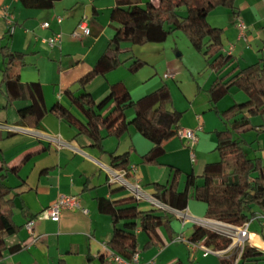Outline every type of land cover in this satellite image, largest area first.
<instances>
[{
    "label": "crops",
    "instance_id": "obj_1",
    "mask_svg": "<svg viewBox=\"0 0 264 264\" xmlns=\"http://www.w3.org/2000/svg\"><path fill=\"white\" fill-rule=\"evenodd\" d=\"M138 1L140 4L146 2ZM115 2L58 0L51 8L36 9L24 7L19 0H0V45L26 54V63L19 68V73L30 89L39 117V125H18L17 109L30 101L18 100L8 104L6 96L0 92V122L24 129L14 133L0 130V167L19 166L17 173L11 174L7 182L13 187L15 195L14 220L22 226L17 233L5 239L7 248L14 245H20V248L13 252L7 250L0 264H119L109 247L114 232L112 217L98 207L99 198L118 201L130 192L110 184L107 168L113 167L111 153L119 155L128 152V175L146 193L154 194L155 183L170 186L174 181L177 190L183 191L188 174L197 175L198 183H201L200 176L205 165L218 160L217 131L230 128L222 112L249 98L246 92L231 87L221 99L213 102L209 90L213 82L227 74L233 66L242 68L255 63L264 51V0H236L237 14L221 6L208 14V22L223 29L224 49H231L234 58L232 65L221 72L210 68L213 72L205 79L202 76L205 67H191L190 63H187L188 66L176 57H167L163 55L162 48L163 77L151 80L157 72L145 67L137 73L127 70L120 75L123 79L118 80L117 70L112 69L86 84L85 89L97 103L109 94L110 86L118 81H123L134 99L167 84L172 96L168 108L182 112L180 129L202 125V129L197 130L199 141L194 147L195 161H192L185 139L178 133L163 142L164 153L154 164L143 162L142 156L151 149L152 143L132 124L120 136L107 134L100 147L85 134H78L74 126L50 109L56 102H62L84 118L64 91L67 88L75 90L77 80L93 69L106 50L116 27L110 19ZM8 15L12 23L8 22ZM58 16L62 18L60 22ZM85 17L89 20L91 33L73 38L72 32ZM238 19L247 25L246 40L238 38ZM45 21L50 23L47 28L41 26ZM56 33H61V43L51 47L46 39ZM153 43L158 42L147 44ZM133 45L124 49L132 53L130 56H138L145 62L154 58L151 49L159 48L155 45L148 48ZM138 51L141 53H136ZM3 67L4 59L0 53V86ZM187 70L193 77L194 89L189 91L182 83L178 86L169 83V79L176 82L178 78L182 80L181 75ZM194 72L198 75L195 76ZM166 73H171V76L165 77ZM133 113L128 109L126 116L130 119ZM250 116L254 127L242 128L237 134L244 139L242 145L248 156L260 157L264 163V115ZM27 155H30L29 158L24 160ZM61 194L78 195L83 209L64 210L60 219L53 221L47 208ZM138 205L143 210L151 207L147 198L139 199ZM185 210L195 216L206 217V204L193 197ZM254 211V215L264 214L258 207H254ZM29 220L34 221L35 234L42 236L35 243L25 227ZM193 231L192 223L183 224L175 215L169 227L157 229V236L138 231L137 264H190L191 261L197 264H264V219L255 218L249 226V246L261 252L255 260L240 259L235 262L226 255L204 256L202 249L193 251L187 242L178 239L191 240ZM151 239L154 243L146 246Z\"/></svg>",
    "mask_w": 264,
    "mask_h": 264
},
{
    "label": "trees",
    "instance_id": "obj_2",
    "mask_svg": "<svg viewBox=\"0 0 264 264\" xmlns=\"http://www.w3.org/2000/svg\"><path fill=\"white\" fill-rule=\"evenodd\" d=\"M19 1L24 7L48 9L58 0ZM218 6L226 7L234 14L238 13L236 0H149L145 4H140L138 0H116L110 19L117 25L106 50L93 69L77 80L75 90L67 88L64 91L84 118L62 102H56L50 111L74 126L78 134L88 136L99 147L107 134L120 136L133 124L152 143L151 149L142 156L143 162L158 163V158L164 153L163 142L178 132L182 117V112L168 108L172 100L168 85L163 84L134 99L123 81H118L110 86L109 94L97 103L85 89L86 84L120 65L122 41L128 40L137 45L163 42L177 29L186 33L193 48L203 55L209 68L221 72L232 65L234 58L232 52L224 49L223 29L211 25L207 19L210 11ZM182 7L186 10L185 15L180 13ZM165 23L169 24L168 28ZM0 53L4 59L0 92L6 96L8 104L18 100L30 101L17 109L20 118L18 125H39L36 104L19 73V68L26 63V54L14 51L7 45H0ZM130 59V72H136L146 63L135 56ZM231 87L246 92L249 98L222 112L230 128L217 131L216 150L220 159L205 165L200 176L201 183H198L197 175L190 173L183 191L177 190L175 181L170 186L155 183L153 195L180 210L186 209L188 201L193 197L206 204V217L241 225L255 214L254 207L264 211V163L260 157L248 156L242 145L244 139L237 134L242 128L254 127L250 123V115H264V51L255 63L242 68L233 66L227 74L218 77L209 90L213 102L221 99ZM129 108L134 111L130 119L126 116ZM111 165L128 171V152L119 155L112 152ZM18 169L19 166L0 167V259L7 250L13 252L20 248V245L7 248L5 241L6 237L17 233L22 227L14 220L15 195L13 187L7 182L8 177L17 173ZM110 184L124 188L116 183ZM138 202L130 192L118 201L99 198L98 202L99 209L111 215L114 223L109 247L125 259H131L138 249V231L157 236V229L161 226L169 227L173 217L170 212L152 204L149 209L143 210ZM193 226L194 231L190 237L193 241L204 240L214 249H224L231 243V239L225 235L201 225ZM152 243L153 239L146 246ZM260 255L261 252L254 246L247 245L241 260H255ZM190 264L197 263L191 261Z\"/></svg>",
    "mask_w": 264,
    "mask_h": 264
},
{
    "label": "built area",
    "instance_id": "obj_3",
    "mask_svg": "<svg viewBox=\"0 0 264 264\" xmlns=\"http://www.w3.org/2000/svg\"><path fill=\"white\" fill-rule=\"evenodd\" d=\"M7 14V12H5ZM9 23H12L11 17L8 15L7 18ZM57 20L60 22L62 18L60 16L57 17ZM42 27L47 28L50 26V23L45 21L41 24ZM237 26L239 29L238 38L247 39V25L242 19H238ZM91 33V28L89 25L88 18H83L80 20L76 29L72 32L71 36L73 38H82L83 36L89 35ZM62 40L61 33H56L52 37L47 38V43L54 47L59 45ZM231 52V49H230ZM171 76V73H166L165 77ZM202 129V125L200 124L197 128H181L178 130V135L185 139V142L190 149V155L192 161L196 160L194 147L199 141V137L197 134V130ZM0 130H5L9 132H21L24 131L23 127L18 125H11L8 123L0 122ZM107 172L109 175L110 183H116L130 191L132 195H134L138 200L142 198H147L150 203L162 210L170 212L171 214L180 218L183 224L192 223L196 225H201L206 228H209L217 233L225 235L226 237L231 239V243L228 247L224 249H214L213 247L207 245L204 240H187L186 238L180 237L178 238L181 241H185L188 243L191 250L195 251L198 249H202L204 252V256L208 254H216L219 256H229L232 257L235 262L241 259L244 249L247 245L250 244V231L249 226L253 219H264V214H258L251 216L247 221H245L241 225H234L228 222H224L217 219H212L208 217H198L191 214L189 211L176 209L158 198L154 195H150L144 191L141 185L138 182H134L130 179L128 175V171L126 169H117L114 167H108ZM83 209L81 204V199L78 195L75 194H61L56 199V201L51 204L47 208V213L51 220L58 221L60 216L64 210H76ZM85 212L87 210H84ZM26 229L31 234L32 242H37L41 239V235H36L34 232V221L29 220L25 224ZM112 256L119 264H137L138 263V254L134 253L131 259H125L120 255L112 253Z\"/></svg>",
    "mask_w": 264,
    "mask_h": 264
},
{
    "label": "rangeland",
    "instance_id": "obj_4",
    "mask_svg": "<svg viewBox=\"0 0 264 264\" xmlns=\"http://www.w3.org/2000/svg\"><path fill=\"white\" fill-rule=\"evenodd\" d=\"M144 1L147 2L149 0H144ZM221 7H223V6H221ZM224 8H226V7H224ZM180 13L182 15L186 14V10L184 7L180 8ZM113 24L117 25L116 23H113ZM215 24H217V23H215ZM165 26L168 28L169 24L165 23ZM128 45L131 47L134 46L131 41H128V40L122 41L121 48L123 51L119 56L121 59V63L119 66H117L116 68L113 69V71L117 70L116 71L117 75H119L117 78L118 80L123 79L122 78L123 76H120V75H122L123 72L129 71V64L131 62V59H130L131 56L130 55L132 53L131 52L129 53V52H127V50L124 49ZM152 45L159 46V48L156 50H154V49H151L152 51L150 50L151 53L153 52L154 58H150V60H148V62H146L140 69H138L136 72H131V73H137L140 70L144 69L145 67H149L154 71V73L157 72V74H155L153 76V78H150L151 80L157 78L158 76L163 77V73H164L163 65L164 64H163V62H161V60H162V58H164L163 57L164 54L167 57H174V58L176 57L188 66H189V64H187V63H190L191 67H196L198 65H202L203 67H205V70L202 72V76L205 79L208 78V76L210 75L211 72H213L209 67H206L208 65H207L203 55L193 48L188 36L181 29H177V30L172 31L169 34L168 38L164 42H158V43L146 44V45H136V47L137 48H148V47H151ZM162 48H164V53L162 51ZM161 51H162L163 55L161 54ZM146 52H148V51H146ZM136 53H141V51H138ZM179 54H181V55L178 56ZM136 55H139V54H136ZM135 57H138V56H135ZM152 61H153V63H155V66L153 65ZM194 75L197 76L198 73L194 72ZM181 79L182 80L179 81V78H178V82L174 81L173 79H169V83L172 86H174V85L178 86V84L181 85V83H182V85L185 87V89L189 90V91L194 89L195 83L193 81V77L191 75L190 70H187L184 73H182ZM164 80H167V79H164ZM162 82H163V80H162ZM129 109L133 110L132 108H129ZM216 153L218 154V160H219L220 154L218 151ZM253 228L254 227H252L251 229H253Z\"/></svg>",
    "mask_w": 264,
    "mask_h": 264
}]
</instances>
